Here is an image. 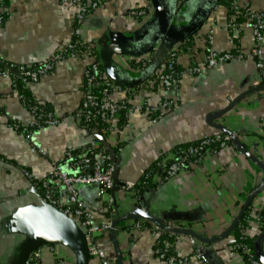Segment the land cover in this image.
<instances>
[{"label":"crops","instance_id":"1","mask_svg":"<svg viewBox=\"0 0 264 264\" xmlns=\"http://www.w3.org/2000/svg\"><path fill=\"white\" fill-rule=\"evenodd\" d=\"M162 2L178 25L193 17H206L182 43L159 41L150 53L135 58L118 45L122 40L138 43L145 33L152 36L157 32L159 10L150 0H110L81 24L80 38L86 49L56 62L54 70L36 83L24 85L25 95L57 120L55 126L38 128L28 135L12 127H26L34 117L14 88L16 71L8 76L0 71V264H21L35 249L41 251L39 264L77 263L70 246L58 240L44 241L40 231L35 230L33 216L55 218L59 211L43 199L35 185L49 176L69 149L81 151L92 140L112 158L117 184L139 181L148 169L170 161L174 149L219 134L218 128L235 134L264 167V68L257 69L250 56L254 48L250 22L242 16L235 18L224 0ZM237 2L241 10L264 16V0ZM144 6L151 7L147 17H129L131 9ZM77 11V4L71 0H0V14L5 15L0 23V62L33 66L52 60L58 50L74 41ZM233 21L236 32L229 27ZM208 50L241 54L243 58L204 69ZM171 53L180 76L177 89L165 91L158 78ZM95 59L103 74L122 88L121 93L111 94L110 100L135 107L156 106L167 99L174 106L159 112L160 119L155 124L143 113L133 111L127 114L125 124L119 117L104 135L85 128L78 112L84 73ZM193 67L203 71L191 74L189 69ZM211 115L215 119L209 124ZM263 178L264 168L229 145L202 164L143 190L137 197L118 186L109 191L79 186L77 195L83 210L98 226L140 209L166 225L214 239L231 226ZM56 196L62 208L70 207L64 192L58 191ZM249 206L252 212L264 214V189ZM134 223L127 220L116 226L123 264H165L154 254L157 236L149 229H133ZM243 234L251 239L256 260L264 264V229L252 219ZM175 240L179 257H188L190 264H198L192 257L195 248L202 250L204 264H246L232 250L233 232L214 243L196 241L195 246L188 236L179 235ZM95 244L111 264H117L109 230L98 234ZM88 264L99 261L90 256Z\"/></svg>","mask_w":264,"mask_h":264},{"label":"built area","instance_id":"2","mask_svg":"<svg viewBox=\"0 0 264 264\" xmlns=\"http://www.w3.org/2000/svg\"><path fill=\"white\" fill-rule=\"evenodd\" d=\"M2 1V0H1ZM65 1V0H63ZM78 6V11L75 17L74 33L75 39L66 47L58 50L55 57L42 63L37 67H26L18 65V67L10 66L3 72L4 76L10 75L11 72L16 71L17 76L15 79L19 80L22 84L36 83L41 77L52 72L55 64L67 57H75L76 54L87 46L80 38L81 24L83 20L93 11L101 8L110 0H71ZM231 12L236 16H242L250 22V30L254 38V48L250 52V56L255 60L256 67L259 70L264 68V16L252 11H243L240 9L237 0H224ZM150 6L136 7L128 12L130 18L139 20L148 16L151 11ZM3 19L0 17V23ZM229 27L236 32L237 26L234 21ZM243 58L241 54L232 53H218L214 50H208L206 55V64L204 69H211L216 66L228 63L230 61H239ZM175 55L171 53L165 70L160 74L158 80L160 86L165 91H174L178 86V79L180 73L177 71L175 63ZM144 64V62L142 63ZM203 71V68L193 67L189 69V73L198 74ZM101 88L100 95L96 93V89ZM18 97L23 106L30 111L34 117L33 123L26 125L25 128L38 127L43 128L46 126H55L58 122L49 113H44L37 108H29L24 104V98L16 90ZM122 88L114 81L108 79L102 72L98 59H95L85 70L83 82V98L78 112L79 120L82 121L90 130H97L102 135L111 130V126L118 120L123 113L124 118L128 113L133 111L143 113L152 124H155L159 119V112L169 109L174 106V102L165 99L156 106H135L131 107L125 101H112L109 96L113 93H121ZM125 124V120L123 122ZM15 129H19L17 125H11ZM9 125V127H11ZM235 135V134H234ZM236 136V135H235ZM230 139L228 136L219 133L213 136H205L199 141L183 147L174 149L172 158L164 165H157V167L148 169L144 175L143 180L137 182L126 181L123 183H116L115 180V165L109 154L99 148L97 142L92 140L88 147L87 152L82 151L75 156L74 150H68L65 153L64 159L55 164L51 173L42 182L36 184L39 192H42V197L51 206L68 216L76 224L82 228L85 238L89 246V254L98 259L99 264H111V261L106 257L104 251L99 249L95 240L98 234L108 231L110 224H102L100 226L94 224L88 213L83 210V205L78 199L77 187L79 186H96L103 191H109L118 186L124 192H131L136 197L141 193L140 189L146 187L149 183L154 186L162 185L167 181L175 178L179 173L187 171L195 165L202 164L205 159L229 146ZM85 150V151H86ZM240 152V151H239ZM241 153V152H240ZM26 177H29L27 172H24ZM58 191L64 192L67 197V203L70 207L60 205L56 194ZM252 219L259 226H264V217L259 213L250 212L245 219L248 224ZM133 229H149L156 237L154 243V254L156 258L165 264H190L188 257H179L173 244L161 243L159 237L166 232L158 229L154 224L137 221L133 224ZM179 237L172 233H166ZM189 237L190 243L195 246L196 240ZM176 241V240H175ZM232 250L241 256V252L247 255L248 263L246 264H259L252 253V250L244 243H234ZM202 250L195 248L192 257L198 264H204L201 258ZM41 257L40 249L31 251L21 264H39Z\"/></svg>","mask_w":264,"mask_h":264},{"label":"water","instance_id":"3","mask_svg":"<svg viewBox=\"0 0 264 264\" xmlns=\"http://www.w3.org/2000/svg\"><path fill=\"white\" fill-rule=\"evenodd\" d=\"M154 9L159 10L160 13V21H159V29L155 32L152 36L147 35L145 33L141 40L137 43H130L128 41L122 40V43L118 45V48L123 52L131 55L132 57H140L147 55L153 49H155L157 43L159 41H166L168 43H182L187 37H190L194 34L201 26V22L204 20L206 16L203 18L201 17H193L189 20L186 24L178 25L177 19H174L164 10V4L162 0H150ZM112 50H116L112 48ZM215 115H211L208 118V123L215 119ZM219 117V116H217ZM218 130L223 133L224 135L228 136L230 139L231 144L236 147L237 150L243 154V156L251 161L253 164L257 165L258 167L264 168L255 157H253L239 142L237 137L230 131L218 128ZM264 189V178L261 182L257 185V187L250 193L246 202L242 206L241 210L238 212L236 218L234 219L231 226L222 234L214 239H206L201 237L193 230L186 229V228H178L174 226H169L163 223V221L159 218L151 216L149 213L137 209L131 212L129 215L124 217H118L114 221L110 223L109 235L114 247V251L116 254L117 264H123V259L121 253L118 248V244L116 241L115 231L116 226L124 221L132 220L134 222L137 221H144L148 223L154 224L158 229L166 233H172L175 235H184L193 237L196 241L201 243H214L216 241L222 240L230 233L234 231L238 222L241 220L242 216L244 215L246 209L249 207L251 200L262 190ZM57 210V209H56ZM58 211V210H57ZM32 220L35 224V230L40 231V236L46 240H58L66 245L70 246L77 255V263L76 264H88L89 263V246L83 231L76 225V223L71 220L68 216L63 214L62 212L58 211V215L55 218H48L46 216L36 215L32 217ZM44 222L39 224V222ZM44 229V230H43ZM46 239V240H45ZM28 256V255H27ZM26 256V257H27ZM25 257V258H26ZM23 259V261L25 260Z\"/></svg>","mask_w":264,"mask_h":264},{"label":"trees","instance_id":"4","mask_svg":"<svg viewBox=\"0 0 264 264\" xmlns=\"http://www.w3.org/2000/svg\"><path fill=\"white\" fill-rule=\"evenodd\" d=\"M0 17L4 20L5 19V15L2 13L0 14ZM41 65V64H39ZM39 65H33V66H26V67H37ZM10 66L12 67H18V65H14V64H6V63H1L0 62V71L1 72H4L6 69H10ZM17 76V75H16ZM15 76V77H16ZM14 82V88L15 90H17L19 92V94H21L24 98V104L29 107V108H37L39 110H41L42 112L44 113H49L47 112V110H43L39 105H37L34 101H32L31 99H29L26 95H25V87H24V84H22L19 80L17 79H14L13 80ZM101 88L102 87H99V89H96V93H99L98 95H100L101 92ZM50 114V113H49ZM120 120L124 122L125 118L123 116V113L120 115ZM82 125L89 129L88 127H86V125L81 121ZM35 129H38V127H30V128H25V127H19V130L22 131V132H25L27 133H30L32 130H35ZM229 145H232L231 143H229ZM88 147V146H87ZM86 148L82 149L81 151H75L74 154L75 156H77V154L81 153L82 151L84 152H87ZM155 167V166H154ZM153 167V168H154ZM143 180V176L142 178L140 179V181ZM152 186H154L153 183H149L146 187H144L143 189H140L141 192L143 190H146V189H149L151 188ZM40 194H42V192L40 191ZM251 212V207L249 206L244 215L242 216L241 220L238 222L236 228L234 229L233 231V238L235 239V242L234 243H244L246 244L253 252V246H252V242H251V239L247 236H245L243 234V231L246 230L248 224L245 222L246 218L248 217L249 213ZM259 215H261L262 217H264V214L263 213H259ZM261 229L263 230L264 229V226H260ZM97 238V237H96ZM159 241L161 243H168V244H173L175 242V236L174 235H170V234H166V233H163L160 237H159ZM156 247H154V250H155ZM241 254V257L242 259L248 263V258H247V255L244 254V253H240ZM256 259V258H255Z\"/></svg>","mask_w":264,"mask_h":264}]
</instances>
